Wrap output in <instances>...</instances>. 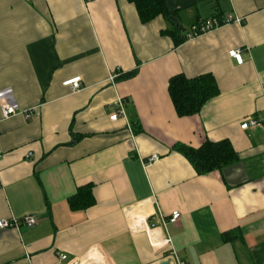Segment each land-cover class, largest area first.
I'll use <instances>...</instances> for the list:
<instances>
[{"label": "crops", "instance_id": "obj_1", "mask_svg": "<svg viewBox=\"0 0 264 264\" xmlns=\"http://www.w3.org/2000/svg\"><path fill=\"white\" fill-rule=\"evenodd\" d=\"M164 1L180 36L215 14L243 19L176 43L162 33L175 21L141 22L128 0H0V108L17 109L0 110V218L37 220L0 228V264H153L167 260L165 237L186 264H264V0ZM179 73L216 81L197 114H176ZM76 76L78 90L63 85ZM249 117L261 124L242 129ZM206 139L229 140L239 160L198 174L175 145ZM85 185L94 203L71 208Z\"/></svg>", "mask_w": 264, "mask_h": 264}, {"label": "trees", "instance_id": "obj_2", "mask_svg": "<svg viewBox=\"0 0 264 264\" xmlns=\"http://www.w3.org/2000/svg\"><path fill=\"white\" fill-rule=\"evenodd\" d=\"M128 1L134 4L141 22H148L157 16H162L168 20L174 15V12L168 10L164 0ZM179 28L183 30V27L179 25L165 29L162 33L172 35L176 38V43H180L184 40L185 35H179ZM132 74L134 71L127 73L126 76ZM167 89L176 114L180 117L197 114L204 104L218 93L216 81L209 73L191 78L181 73L175 74L168 79ZM175 148L186 157L198 174L221 170L239 160L238 152L227 139L219 141L206 139L197 148L183 144H177ZM68 203L71 208L77 209H86L91 206L94 203L92 186L78 187L77 191L68 198ZM230 234L231 232L224 234V239L233 238ZM166 259H170L168 254H166Z\"/></svg>", "mask_w": 264, "mask_h": 264}, {"label": "built area", "instance_id": "obj_3", "mask_svg": "<svg viewBox=\"0 0 264 264\" xmlns=\"http://www.w3.org/2000/svg\"><path fill=\"white\" fill-rule=\"evenodd\" d=\"M242 17L238 15H234L231 13H224L219 15H212L210 17L201 19L191 25L190 30L186 33L185 38L190 39L193 37H196L198 35L208 33L210 31H213L214 29L227 25L230 23H236L240 24L242 22ZM228 56L233 58L236 63L240 64L243 61L241 50L239 48H232L228 50ZM118 76L117 72L110 73L108 79L110 82H113L116 77ZM80 76H76L70 79H67L63 81V85H69L70 88L75 91L80 88ZM112 108V111L109 113V119L114 121L120 116L125 115L123 102L121 99H118L114 101L110 105ZM1 117L2 119H7L11 115H14L17 113L16 107L13 105L3 103L1 105ZM32 113V109H29L24 112L25 116H30ZM261 124V121L259 119H255L252 117L247 118L243 124L240 125L242 129L248 128V127H255ZM262 147L264 148V141L262 142ZM157 159V155H151L148 157V159L145 161L146 164H150L151 162L155 161ZM180 216L179 211L175 210L171 212V215L168 219H165L162 215L158 216L156 218L155 222L150 224V228H154L156 224L159 222L165 225L167 222H175ZM37 220L33 215H26L21 220L16 219H5L0 218V228H18L21 225L24 227H32L36 224ZM163 244L166 246L168 251V257L170 258L169 261L171 264H186L184 260H182L178 255L176 250L172 247L171 239L170 237H165L163 239ZM59 264H92L95 259L87 257H80V258H68V256L64 253H59L58 255ZM27 261L29 260V257H26Z\"/></svg>", "mask_w": 264, "mask_h": 264}, {"label": "water", "instance_id": "obj_4", "mask_svg": "<svg viewBox=\"0 0 264 264\" xmlns=\"http://www.w3.org/2000/svg\"><path fill=\"white\" fill-rule=\"evenodd\" d=\"M170 20H173V21H175L176 22V20L174 19V17H170ZM176 25L178 26L179 25V23L178 22H176ZM153 264H171L170 263V261L169 260H163V261H160V262H157V263H153Z\"/></svg>", "mask_w": 264, "mask_h": 264}]
</instances>
